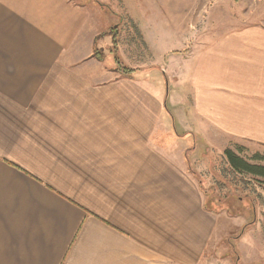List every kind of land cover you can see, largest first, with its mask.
I'll return each mask as SVG.
<instances>
[{
    "label": "crops",
    "instance_id": "crops-1",
    "mask_svg": "<svg viewBox=\"0 0 264 264\" xmlns=\"http://www.w3.org/2000/svg\"><path fill=\"white\" fill-rule=\"evenodd\" d=\"M128 1L149 28L151 13L176 11ZM103 7L130 14L124 0H0V264H216L206 255L228 240L221 213L185 153L159 142L220 134L264 146V24L188 40L208 46L207 62L178 50V77L154 63L139 80L104 61Z\"/></svg>",
    "mask_w": 264,
    "mask_h": 264
},
{
    "label": "rangeland",
    "instance_id": "rangeland-1",
    "mask_svg": "<svg viewBox=\"0 0 264 264\" xmlns=\"http://www.w3.org/2000/svg\"><path fill=\"white\" fill-rule=\"evenodd\" d=\"M170 1L176 3V11L169 14L164 11L162 14L161 10H156L151 13L149 18L156 24L152 23L150 28L144 15L135 11V5L131 8L128 0H124L130 13L128 15L109 13L106 10L108 8L103 7L101 26L108 28V32L99 36L98 45L104 54L105 63L115 66L117 57L121 67L133 69L131 73L121 74L132 78L136 72L139 80L146 79L143 77L147 75L152 77L153 72L158 71L155 64L165 63L168 70L173 67V73H177L176 64L183 61L178 50L197 48L199 52L196 55L200 56L194 55L192 64L209 60L204 58L208 46H192L189 41L235 37L240 28H256L264 24V0H200L202 22L193 23V26L188 20L194 17L192 9L195 0ZM130 9L133 11L130 12ZM129 16L139 27L146 28L143 29L146 43L142 40L140 30L134 29L128 21ZM165 16L170 19L172 26L163 30L158 27ZM119 22L121 25L116 31L120 33L113 34L110 30ZM175 73L174 76L178 77V73ZM187 85L183 84L182 91L189 98ZM167 108L173 110L170 105ZM175 123V130L180 133L181 128ZM172 135L169 138L171 141L159 142V145L169 147L168 153H185L187 170L195 172L193 176L204 191L207 207L221 213L222 230L228 237L219 245L218 253L206 255L207 259L216 264H264V177L233 173L223 155L224 149L230 148L249 163L264 165V160L255 158L256 154L264 155V146L241 139L228 140L220 134L216 137L212 135L213 138L210 136L213 141L199 137L192 141L185 134Z\"/></svg>",
    "mask_w": 264,
    "mask_h": 264
},
{
    "label": "trees",
    "instance_id": "trees-1",
    "mask_svg": "<svg viewBox=\"0 0 264 264\" xmlns=\"http://www.w3.org/2000/svg\"><path fill=\"white\" fill-rule=\"evenodd\" d=\"M116 29H117V26H114V27H112V29L110 31L113 34H116ZM101 35H103V34H101ZM97 52L98 51L95 50L93 54L95 56L101 58V56H98V53ZM115 64H116L115 65V70L121 72L122 74H128V73L133 72V69H131V68L124 67V66L121 67V62L119 61V59L117 57H116ZM164 106L166 108V103H164ZM223 155H224V157L226 159V162L228 164L229 169L233 173L238 174V175L251 174L253 176H261V177H264V165L249 163L244 158H242L241 156H239L236 153H234L230 148L224 149ZM255 158L264 160V155L256 154L255 155ZM191 173L193 175H195V172L194 171H192ZM237 200H240V198L237 197ZM219 202H221V201L219 200ZM237 237H238V235L235 236V238H237Z\"/></svg>",
    "mask_w": 264,
    "mask_h": 264
}]
</instances>
